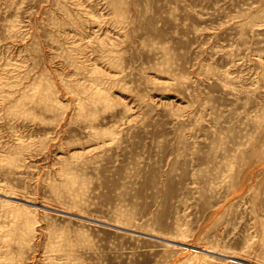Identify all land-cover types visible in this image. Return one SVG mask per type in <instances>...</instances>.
Segmentation results:
<instances>
[{
  "label": "rangeland",
  "instance_id": "obj_1",
  "mask_svg": "<svg viewBox=\"0 0 264 264\" xmlns=\"http://www.w3.org/2000/svg\"><path fill=\"white\" fill-rule=\"evenodd\" d=\"M0 264H264V0H0Z\"/></svg>",
  "mask_w": 264,
  "mask_h": 264
},
{
  "label": "bare ground",
  "instance_id": "obj_2",
  "mask_svg": "<svg viewBox=\"0 0 264 264\" xmlns=\"http://www.w3.org/2000/svg\"><path fill=\"white\" fill-rule=\"evenodd\" d=\"M170 242H173V241H170ZM173 243H175V242H173ZM195 249H196V248H195ZM204 251H205V252H211V250H205V249H204ZM229 258L234 259L235 257H232V256H231V257H229ZM235 259H236V258H235Z\"/></svg>",
  "mask_w": 264,
  "mask_h": 264
},
{
  "label": "water",
  "instance_id": "obj_3",
  "mask_svg": "<svg viewBox=\"0 0 264 264\" xmlns=\"http://www.w3.org/2000/svg\"><path fill=\"white\" fill-rule=\"evenodd\" d=\"M125 231H127V230H125ZM128 232H131V231H128ZM165 242H167V243H173V242H170V241H165ZM174 244V243H173Z\"/></svg>",
  "mask_w": 264,
  "mask_h": 264
}]
</instances>
